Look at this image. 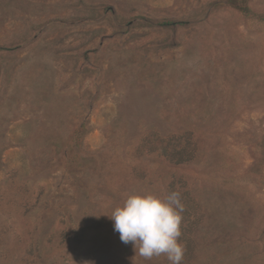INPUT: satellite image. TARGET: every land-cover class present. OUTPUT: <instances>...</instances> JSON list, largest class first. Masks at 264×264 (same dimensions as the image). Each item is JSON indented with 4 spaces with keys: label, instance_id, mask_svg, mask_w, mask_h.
Returning <instances> with one entry per match:
<instances>
[{
    "label": "rangeland",
    "instance_id": "374dc122",
    "mask_svg": "<svg viewBox=\"0 0 264 264\" xmlns=\"http://www.w3.org/2000/svg\"><path fill=\"white\" fill-rule=\"evenodd\" d=\"M245 4L0 0V264H170L106 214L172 191L181 264H264V0Z\"/></svg>",
    "mask_w": 264,
    "mask_h": 264
},
{
    "label": "clouds",
    "instance_id": "9594fccd",
    "mask_svg": "<svg viewBox=\"0 0 264 264\" xmlns=\"http://www.w3.org/2000/svg\"><path fill=\"white\" fill-rule=\"evenodd\" d=\"M183 212L181 193L172 191L165 196L129 194L106 215L121 242L132 244L141 257L163 255L170 264H181L185 251L179 239Z\"/></svg>",
    "mask_w": 264,
    "mask_h": 264
},
{
    "label": "trees",
    "instance_id": "16d2710c",
    "mask_svg": "<svg viewBox=\"0 0 264 264\" xmlns=\"http://www.w3.org/2000/svg\"><path fill=\"white\" fill-rule=\"evenodd\" d=\"M247 0H230V4L232 3L233 6H235L238 9L245 10L247 8L246 6ZM184 22L181 20H172V19H162L157 22L159 25L163 26H170L173 24H183Z\"/></svg>",
    "mask_w": 264,
    "mask_h": 264
}]
</instances>
